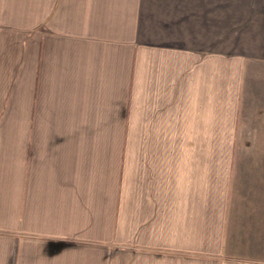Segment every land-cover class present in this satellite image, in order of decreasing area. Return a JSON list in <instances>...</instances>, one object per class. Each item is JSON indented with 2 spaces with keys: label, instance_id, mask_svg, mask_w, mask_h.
Returning <instances> with one entry per match:
<instances>
[{
  "label": "crops",
  "instance_id": "0c3cea01",
  "mask_svg": "<svg viewBox=\"0 0 264 264\" xmlns=\"http://www.w3.org/2000/svg\"><path fill=\"white\" fill-rule=\"evenodd\" d=\"M34 15L0 0L17 38H0V264H225L208 256L225 217L247 241L231 264H264V166L207 159L242 144L241 123L246 145L264 132V0H39ZM113 131L135 132V154Z\"/></svg>",
  "mask_w": 264,
  "mask_h": 264
},
{
  "label": "rangeland",
  "instance_id": "374dc122",
  "mask_svg": "<svg viewBox=\"0 0 264 264\" xmlns=\"http://www.w3.org/2000/svg\"><path fill=\"white\" fill-rule=\"evenodd\" d=\"M27 4H29L30 9L32 10V16H35L34 14L38 13L39 10V0H27ZM28 6V5H27ZM28 21V20H27ZM32 23H37L35 21L37 20H30ZM1 24L4 25V27L1 29V34H0V38L1 39H5L4 43L2 44L1 40V45H10L12 46V42H15V39L17 40V38H15V35L12 34H7L5 31L8 30L6 29L7 26H11L10 24L11 21L10 20H1ZM33 25V24H32ZM5 30V33H2V31ZM18 37V36H17ZM6 43V44H5ZM16 44V43H15ZM6 45V46H7ZM5 46V47H6ZM12 52V51H11ZM10 54V53H9ZM1 56H5V52L3 51V49H1ZM1 63H0V67H2L3 65L4 68L3 70H9L11 69V65H8V61L7 60H3L2 58L0 59ZM14 64V63H13ZM13 73V72H12ZM11 73H7L5 71V74L3 76H0V84L6 83L8 85V87L11 85V77H10ZM10 82V83H9ZM241 118H243V116H241ZM7 121L9 122H15V117L10 119L9 114L8 115H4L2 122L7 123ZM241 126H238L239 131L238 134L239 136H242V138H240V142H242V144H238L236 145H229V146H220L218 148H214V147H209L207 150V159H209L210 163H212L213 167H218L220 166V160L217 159V157H219V155H223L222 161V167L224 170V166L226 171L224 170V172H238V173H243L248 170L251 169L255 170V169H260V166H264L263 163L259 164L257 163L256 159H264V132H261V134L259 136H257L256 134V139L255 142L252 141L253 146H249L246 145V136H247V132L245 129V126L243 123H241ZM262 124H258L257 127H261ZM264 127V126H263ZM232 133H234V130L232 131ZM129 134V135H128ZM131 134V136H130ZM127 137V138H126ZM125 137V132H119V131H113L112 132V138H121V140H129V146H128V150L129 153L131 154H135V143H134V139H135V132H129L127 133V136ZM259 137V138H258ZM258 138V139H257ZM130 139H133V143L130 144ZM230 143V141H229ZM244 143V145H243ZM199 152L201 154H205V152L202 150H198L197 153L199 154ZM263 155V156H261ZM215 156V157H213ZM239 176V175H237ZM227 182V180L225 179V183ZM232 211V212H231ZM238 211V210H237ZM235 209H233V207H231V209H229L228 211H226L225 209V213H227L228 215H230L231 218H233L235 216V212H237ZM243 212L241 213H246L244 210H242ZM225 220V227H224V244H223V248L219 247V245H217L216 242H214V239L212 241V238L210 239L209 236V252H208V256L212 257L215 256L213 253H216L217 250H221V253L219 256H217V258H220L223 260V262H226L225 264H227V262H230L229 264H231V252H232V246H233V241L235 240L236 243L238 242H244L245 244H247V241L244 240H236V238H232L231 232L228 233V231H231L232 229H234L235 227H232V221H229L228 217L224 218ZM227 222V224H226ZM210 223V222H209ZM227 234V236H226ZM236 237V235H235ZM264 238L261 236H257L255 237V242H254V246L257 248L259 247L260 250H262L263 247V240ZM217 251V253L220 252ZM223 254V255H222ZM216 257V256H215ZM212 262L209 261V264H216V261L211 260Z\"/></svg>",
  "mask_w": 264,
  "mask_h": 264
}]
</instances>
